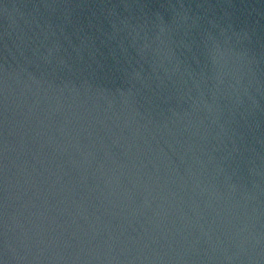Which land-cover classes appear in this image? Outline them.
Returning <instances> with one entry per match:
<instances>
[{"label": "water", "instance_id": "water-1", "mask_svg": "<svg viewBox=\"0 0 264 264\" xmlns=\"http://www.w3.org/2000/svg\"><path fill=\"white\" fill-rule=\"evenodd\" d=\"M0 264H264V0H0Z\"/></svg>", "mask_w": 264, "mask_h": 264}]
</instances>
